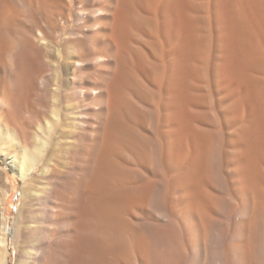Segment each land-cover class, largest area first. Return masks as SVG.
Listing matches in <instances>:
<instances>
[{
  "label": "bare ground",
  "instance_id": "6f19581e",
  "mask_svg": "<svg viewBox=\"0 0 264 264\" xmlns=\"http://www.w3.org/2000/svg\"><path fill=\"white\" fill-rule=\"evenodd\" d=\"M0 158L20 264H166L154 227L183 264H264V0H0ZM6 224L0 198V264Z\"/></svg>",
  "mask_w": 264,
  "mask_h": 264
},
{
  "label": "rangeland",
  "instance_id": "374dc122",
  "mask_svg": "<svg viewBox=\"0 0 264 264\" xmlns=\"http://www.w3.org/2000/svg\"><path fill=\"white\" fill-rule=\"evenodd\" d=\"M71 28H72L71 24H67L66 22H64V24L60 26V29L57 30V33L63 32L62 38H64L66 34L71 30ZM62 38L60 40L61 43H62ZM35 95L30 100V102L27 101L22 105L20 109L21 111L19 110L20 113L18 112L17 114V119H18L17 121L24 128V131L27 134V136L30 138L29 140H31L30 143L32 144L35 138L37 137V135L43 130L47 119H49V115L47 112H48V109H50L49 107L52 105L48 103L47 101L45 103V106L47 105L49 106H47V108H44L45 106L43 107V103H42L43 100L42 98H40L41 96L39 95V93ZM50 97L51 95L49 93V99ZM65 124L66 125L64 126V129L66 130V127L69 129V125L67 121L65 122ZM39 171H41V168H38L35 171V173L39 175L40 174ZM65 179L66 177L62 175L61 178L59 179L60 184L57 183L56 186L54 187L57 189V191L64 189ZM35 180L34 182L32 181L31 183L28 182L29 184H27L26 186L28 190L32 191L33 187H36V185H38V183L41 182L40 178H37ZM22 189H23V181L8 166V164L0 158V190H3V194L0 193V196H1L0 198H2L4 201V214L7 219V224H6L7 264H20L19 263L20 258L18 257L19 255L18 248L19 249L22 248L29 241V238H27L28 236L26 237L25 234H23L24 230L22 227V222H24V220L25 221L28 220V222L31 223L30 218L32 216V213L28 211L27 205L22 203L23 202V200H21L22 199ZM27 216H30V217H27ZM156 224H161V223L156 222ZM157 228L158 227H154L153 229V233H154L153 234V245L155 248L154 251L157 252L155 253L156 258L157 256L163 255L166 261V264L167 263L168 264H183V250H182L183 244L178 241L179 244L177 243V245H172V241L170 237H172L173 235L172 234L166 235V233L162 235L159 233L161 232L160 229L159 228L157 229ZM16 230H19V238H16V235H15ZM59 233L60 231L57 233V235ZM21 235H24L25 237ZM24 238H26V240ZM156 258H153V260L156 261ZM187 260L188 261L186 264H190L192 262L190 261L192 260L191 257H188ZM193 264H196V263L194 262Z\"/></svg>",
  "mask_w": 264,
  "mask_h": 264
}]
</instances>
